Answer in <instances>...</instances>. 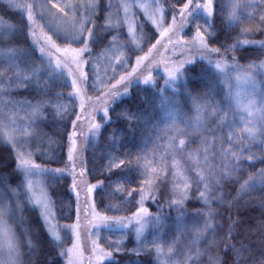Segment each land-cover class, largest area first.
<instances>
[{"label": "snow or ice", "instance_id": "1", "mask_svg": "<svg viewBox=\"0 0 264 264\" xmlns=\"http://www.w3.org/2000/svg\"><path fill=\"white\" fill-rule=\"evenodd\" d=\"M182 6L179 7L178 13L173 12L170 16L167 11L169 7L164 2H158L154 5L155 9L159 13V19L151 18V23L154 26L153 29L145 28L142 39L144 46L147 47V52L143 55H136L135 65L132 68L131 73H125L121 75L119 80H116V84H111L110 78L107 87V92L97 89L94 83V78L85 69L91 63L95 66V62L91 59L94 55V49L105 45L108 41L109 35H111L110 29L120 25L117 21L113 24L112 14L109 11L112 8V4L104 5L103 0H88V3L77 5L71 2H65V0H43L41 3H37L36 0H0V49L6 50L0 55H5L9 63L6 67L0 69V76H6L9 73L14 72L15 87L17 89L23 88L26 90L35 91L37 95L41 96V99L36 100L35 104H29V111L31 117H37L44 113L46 108H52V119L63 121L66 117L70 119L71 115H75L76 119L71 121L72 130L68 132V140L70 141V147L68 150V159L70 162L74 160L73 153L76 151V137L78 135L77 129L79 127L78 122L81 120L83 113L86 111L84 88L91 85V89L98 91L93 104L104 106V117L106 120L110 119L109 109L107 108V99L114 94H118L116 85L123 84L129 77L136 74L137 69L144 64L145 61H149L151 54L158 50V46L162 44L164 38L168 39L169 43H173L172 37L175 35L177 26V14L179 15L181 23L186 22L187 18L192 15L193 7L197 10L202 9L204 13L203 23L196 24V31L193 41L189 44H185V47L191 49V45L195 44L197 51L201 58L208 57L209 64L215 68L216 72L220 75L223 83L228 87V99L231 103L235 104L236 112L246 113L245 116H241V120L244 123L243 132L247 134L246 139L249 144L262 143L264 144V90L257 92V84L253 76L241 73L236 66L230 67L224 61V57L220 55L221 52L227 53L234 51L236 45L229 44L227 41L220 43V33L224 31V27L233 22L240 21V11L247 8H253L254 4L251 0H234L229 4H225L224 0H217L214 3L213 0H205L203 4L196 3L193 5V0H187L183 2L180 0ZM172 9L176 8L173 4L170 6ZM84 9V14H81L80 9ZM230 9L225 15V9ZM108 13L105 19V23L100 25L99 19L102 18L104 13ZM15 13L19 16V20L9 22L10 14ZM219 13V16L217 15ZM26 14V15H25ZM7 17V18H6ZM70 17V19H69ZM262 23L261 28L264 29V14L260 17ZM219 20L220 28L217 30V21ZM39 21V23H38ZM91 25V26H89ZM137 25H130V34L135 32ZM39 28V32L37 29ZM157 33L160 38H157ZM114 39V38H113ZM155 40V43L152 41ZM181 40H176L174 47L182 44ZM216 44L217 47H211ZM261 47H264V42L261 43ZM136 51L143 52L144 47L138 48ZM37 52L39 55H37ZM132 55L135 52L129 49ZM213 56H219L216 61L212 60ZM88 57L89 59H86ZM234 59V58H233ZM36 61H39L37 66ZM131 63V56H128L125 60H120L119 63ZM186 65H195L193 59H184L176 67L168 70V78L170 81L177 80L181 75L187 76L189 69ZM255 65L250 68L255 69ZM264 67V65H261ZM194 70V68L192 69ZM203 70V69H202ZM235 70L237 72V83H244L250 86L251 91L246 94V97L242 98V93L237 90L232 92L231 88V76L230 72ZM115 71V69H113ZM151 79L150 76L144 78V82L148 83ZM68 80H71V89L68 99L72 97H79L80 111H73L68 113V109L59 103H53V101H59L63 97L62 91H55L56 89H64L68 87ZM103 83V81H102ZM6 91V88L0 89V92ZM128 89L125 87V93ZM54 93V94H53ZM161 104L167 105L169 98L163 97V91L161 90ZM173 103H175L173 101ZM18 108L23 109L24 104L17 103ZM75 107V105H73ZM211 108V112L218 118L217 128L223 126L228 127V141L233 140L240 141L239 148H231L224 152V158L228 161L223 165L222 175H215L214 172L209 169L210 175H206L203 171H197L196 176L198 180H193L186 172L180 171V162L176 159L173 160V168L176 169L173 172V177L178 179L174 180L171 190L168 189L167 184V171L166 163L161 160L162 166H154L153 161H145L141 163V157L137 156L133 161L130 156L121 157L119 153H115L106 157L107 164L104 165V171L107 172V176L103 179H97V182L90 187L87 191L89 194L95 190L105 191L109 197H115L123 202V197H132L133 193H138L139 200L137 204L139 207L132 213L130 218L120 216H108L100 214L96 211L98 205L93 204V215L96 220L104 224L105 227L115 225L120 228L127 229L129 225L134 221L136 227L137 240L143 245L142 237L145 229L149 224H152L157 231H161V225L164 221L162 216L157 213L152 217L148 212V209L144 207V202L147 199L153 201H163L161 207L167 204L169 208L176 210L180 213L184 202L189 198L188 190L192 187L193 183L197 185H203L201 190L198 187V193L201 201L205 205L206 211L204 213L205 220L203 226L196 229L199 236H203L213 229V217L214 210L211 207V201L213 197L212 181L216 184L221 182L222 178L231 179L233 176L239 177L241 162L244 159H254V154L245 156V152L248 149L243 144V139L237 136L233 131L235 125L230 122V115L235 117V113L231 111V107L226 110H221L218 105H213L211 102L197 103L195 107L194 121L185 124L181 128L183 121L179 119L176 112H169L171 123L169 127L184 135L194 123L197 129L203 128L205 124V118L208 114V109ZM222 113V114H221ZM119 115L127 117L126 112H122ZM46 118V114H45ZM91 121V117H89ZM10 122L15 123V113L10 117ZM36 122L32 120L29 127ZM0 126L3 128V135L0 137V146H6L11 149L15 155V167L14 171L20 176V184L14 189L16 194V206L15 209L23 213L26 204H31L38 213V219L41 224L36 228L35 235L39 237L40 228L44 225L50 224L49 213V198L45 192H41L37 195L34 192V181L32 177L34 175L43 172H48L47 169L41 170V166L32 161L31 153L25 152L20 147V143L12 136L9 131V122L0 121ZM216 129H210L212 140L219 139L223 143V137L215 136ZM39 138H47L50 142L55 137L44 131L43 128L37 127L34 133ZM97 138L103 135L102 125L100 123L91 122L89 126V133ZM208 133H205V152L208 151ZM180 146L185 145V140L179 141ZM170 148L175 151V145L170 143ZM264 155V150H262ZM207 156H205L203 163L207 164ZM194 163H201L198 159L194 160ZM135 167L139 182V187L129 189V182L124 176L118 174L122 173L124 169L131 170V166ZM68 166L65 165L64 169L51 170V180L55 183L56 179L63 175L67 171ZM75 171V168L72 169ZM84 175V171L80 172V176ZM259 184L260 187H264V168L259 172L250 174L247 179L240 184V191L244 192L252 189ZM26 188V191L21 189ZM76 188V180L73 178V189ZM119 194V195H117ZM219 198V197H217ZM103 204V200L100 201ZM13 209L9 205H0V251L5 247L7 249L6 255L0 258V264H22L21 261V244L17 241L15 234L6 222V217L10 215ZM107 210L115 211L116 207L109 205ZM106 210V211H107ZM182 213L178 215V221L182 218ZM21 219L23 217L21 216ZM79 222V213L77 214V223ZM63 235L57 233L51 228L45 229V235L47 236L46 242L53 246V250L59 249L58 255L60 257H67V264H76L74 260V253L80 248V237L77 232V225H67L63 230ZM48 233H51L50 235ZM32 231H28V247L29 252L34 257L30 264H48L47 260L41 259V241L37 238L32 239ZM179 236L175 240L168 243L166 246L163 242L153 241V247L156 252V259L158 264H179L178 261L171 259V254L175 250V244L179 241ZM97 240H93V256L95 257L96 264H103L105 260L110 259L113 256V246L106 245L101 246ZM65 243H69L71 246L65 248ZM264 245V239L261 240ZM232 250L235 260L233 264H264V248H262L261 255L257 258L252 252L250 246L241 244L240 247L234 245L229 246ZM115 251H121L120 248H115ZM136 256L141 255L140 249L132 250ZM189 259L191 257H188ZM89 264H92V260H89ZM130 264H141L139 260L130 262ZM213 264H216L214 261Z\"/></svg>", "mask_w": 264, "mask_h": 264}, {"label": "rangeland", "instance_id": "2", "mask_svg": "<svg viewBox=\"0 0 264 264\" xmlns=\"http://www.w3.org/2000/svg\"><path fill=\"white\" fill-rule=\"evenodd\" d=\"M20 2V0H17ZM39 4L43 0H36ZM65 2L75 3L77 5L86 4L88 0H65ZM104 5L107 6L109 3L112 4V8L109 10L112 14V21L115 25L117 21L120 25L110 29L112 32V38L109 47L103 50L99 55L92 57L91 59L95 62V66L91 63L86 67V71L93 76L94 83L97 89L107 92L109 88L107 87L110 78L111 84H116V80H119L121 75L125 73H131L132 68L135 65L136 55H143L145 52L140 53L136 51L138 48L143 47L142 39V21H146L153 28L151 23V18L159 19V13L155 9L154 5L160 0H103ZM205 0H193V5L196 3L203 4ZM234 2V0H224L225 4ZM254 4L253 8H247L240 11V23L243 21H254L256 24H261V15L264 14V2L262 0H251ZM230 11V9H225V13ZM81 14H84V9H80ZM178 13V10L175 11ZM173 14V13H172ZM171 14V15H172ZM26 15V14H25ZM108 15L106 12L105 17ZM169 15V20L170 16ZM205 16L202 9H195L193 7V13L190 15L186 22L181 23L179 15L177 14V26L175 35L172 37L173 43H169L167 38L162 40V44L158 46V50L151 54L149 61H145L139 69H137L136 74L129 77L128 80L124 81L123 84L116 85V90L118 94H114L112 97L107 99V108L111 107V104L121 97L128 94L130 88L134 85H141L144 87H149L156 89L158 92V97L160 104L159 116L156 119V142L148 145H143V148L137 150L140 152L137 156L141 157V163L145 161H153L154 166H162L160 164L161 160L166 163L167 171V184L169 191L171 190L174 180L178 177H173V172L176 170L173 168V160L176 159L180 162V171L186 172L194 181L198 180L196 176L197 171H203L206 175H210L209 169L215 173V175L221 176L223 171V165L228 161L224 158V152L231 148H239L240 141L233 140L228 141V127L223 126L217 128L218 118L212 114L211 108L208 109V114L205 118V124L203 128L197 129L192 124V127L187 130L184 135L173 131L169 125L171 123V118L169 117V112H176L179 119L183 121L181 128L185 124H189L194 121L195 117V107L197 103L211 102L213 105H218L220 109L226 110L231 107V111L235 113V117L230 115V122L235 125L233 131L237 136L243 139L244 146L248 149L245 152L247 157L250 153L255 155L254 159H244L241 162L239 177L233 176L231 179L222 178L219 184H216L214 180L212 181V192L213 197L211 201V207L214 204H226L231 202L229 205L234 204L237 206H248L256 205L259 207H264V187H260L257 183L255 187L247 191H240V184L243 183L245 179L248 178L250 174L257 173L260 169L264 168V155H262V150H264V144L256 142L249 144L246 136L247 134L243 132L244 123L241 120V116L246 117V113L236 112L235 104L231 103L228 99V87L223 83L220 75L216 72L215 68L212 67L208 62V57L201 58L197 47L195 44L189 47H185V44H189L193 41L196 31V24L203 23ZM70 19V17H69ZM192 26H190L191 22ZM239 22H233L238 24ZM39 23V21H38ZM137 25L135 32L130 34L129 26ZM90 26V25H89ZM39 32V28L37 29ZM188 32L187 38H184V33ZM114 38V39H113ZM157 38L159 34L157 33ZM181 40L183 43L177 46H173L176 40ZM261 41H255L252 39H245L238 42L235 48H241L244 46H261ZM129 49L135 52L132 55ZM6 50L0 49V53ZM37 55L39 53L37 52ZM224 57L225 63L230 67L233 65L240 70L241 73L248 74L254 77L257 84V92L264 90V58L260 61L250 62V63H239L235 60L229 52L220 53ZM128 56H131V63L120 64V60H125ZM193 59L195 62H201L204 64L205 72L213 73L214 81L206 79L205 82L201 83V92L198 93L192 88L188 81V77L181 75L177 80L170 81L168 78V70L176 67L184 59ZM234 58V59H233ZM86 59H89L86 57ZM219 56H213L212 60L216 61ZM7 65L5 55H0V62ZM39 66V61L36 62ZM255 65V69L250 68V66ZM188 66V65H186ZM115 69V71H113ZM237 72L235 70L230 72L231 76V88L232 92L235 93L240 90L242 93V98L246 97V94L251 91L249 85L244 83H237L236 81ZM150 76L151 79L148 83L144 82V78ZM103 81V83H102ZM201 81V80H200ZM68 85L71 89V80H68ZM216 86H219L216 89ZM84 96L86 111L83 113L81 120L78 122L79 127L77 129L78 135L76 137V151L73 153L74 160L72 162L68 159V150L70 147V141L68 143L67 149V171L63 173L71 180L72 184V195L76 203V216L72 224L77 225V232L80 237V248L74 253V260L76 264H89V260H92V264H96L95 257L93 256V240L106 241L109 245L113 246V250L118 248L120 244L124 241L127 232L131 231L135 241L136 249L141 251H152L154 253V264H158L156 259L155 248L153 247V241L163 242L166 246L168 243L172 242L179 236V241L175 244V250L171 254V259L176 260L179 264H192L203 251V242L209 239V234L212 233L211 229L208 233L203 236H199L196 229L203 226L205 220V205L201 201L198 193V187L202 190L203 185H197L193 183L192 187L188 190L189 198L184 202L180 213H182V218L178 221L177 217L180 215L176 210L169 208L167 204L161 207L163 201H153L152 199H147L144 202V207L148 209V212L152 217L159 213L163 218V225L160 226L161 231H157L156 228L149 224L145 229L144 235L141 238L143 245L136 237V227L137 225L133 221L127 229L120 228L115 225H110L105 227L104 224L99 222L94 218L93 215V204L94 198L93 193L89 194L87 189L90 187L91 183L86 179V170L84 166V151L87 147L97 144V137L92 136L89 133V126L91 122L102 124L106 121L104 117V106L93 104L96 96L99 94L98 91L92 90L91 85L84 87ZM125 87L128 92L125 93ZM6 88V91L0 92V121L9 122V133L15 137V139L20 143V147L24 149L25 152L31 153L32 161L35 155L46 156L48 154L47 146L44 144V140L36 136V123L42 120L44 114L31 117L29 111V104L17 99L14 96L17 88L15 87V77L14 72L9 73L6 76H0V89ZM20 89V88H19ZM161 90L163 91V97L169 98V103L167 105L161 104ZM173 101L175 103H173ZM24 104V108H18L17 103ZM72 102L75 104L76 112L80 111L79 108V97H72ZM63 105V103L61 104ZM64 106V105H63ZM65 107V106H64ZM15 113V123L10 122V117ZM222 114V113H221ZM91 117V121L89 120ZM76 119V118H75ZM32 120H35V124L29 127ZM210 129H216L215 136L223 137V143L219 139L213 141L212 133L209 132ZM205 133H208V151L205 152ZM3 135V128L0 126V137ZM181 139L185 140V145L180 146L179 141ZM170 143L175 145V151L170 148ZM45 145L44 147H42ZM147 147V148H146ZM149 147V149H148ZM142 149V150H141ZM205 156H207V164L203 163ZM199 160L201 163L196 164L194 160ZM41 170L47 169L48 172H41L38 175L32 177L34 181V192L39 195L42 191L46 192V186L51 181V170L41 165ZM75 168L73 172L72 169ZM64 169V168H63ZM84 171V175L81 177L80 172ZM131 175L135 178L137 177V172L135 167L131 166ZM76 180V188L73 189V178ZM233 180L238 183V191L232 193L230 189L225 187L224 183ZM138 187V179L135 180ZM17 188V187H16ZM15 188V189H16ZM21 191H26V188L21 189ZM48 196V194H47ZM139 200V195L137 196ZM219 197V198H217ZM49 198V197H48ZM189 201H197L201 207L197 210L190 209L188 207ZM16 194L14 191L7 192L0 188V205H9L13 210L11 211L14 216H18L20 212L15 209L16 206ZM151 207H150V206ZM26 206H33L31 204H26ZM139 205L137 204V208ZM137 210V209H136ZM135 210V211H136ZM97 211V210H96ZM134 211V212H135ZM98 212V211H97ZM133 212V213H134ZM49 213H50V224L45 225V228H51L63 235V229L67 226L60 224L55 215L54 209L51 206L49 199ZM79 213V222L77 223V214ZM99 213V212H98ZM11 215V213H10ZM132 214L124 216L125 218H130ZM8 226L11 225L5 218ZM214 225V220H213ZM13 232V231H12ZM51 233H49L50 235ZM69 243H65L64 247H70ZM6 247L0 251V258L6 255ZM188 257H191L190 259ZM63 258V264H67V257ZM111 259V258H110ZM110 259L105 260L103 264L108 262Z\"/></svg>", "mask_w": 264, "mask_h": 264}, {"label": "trees", "instance_id": "3", "mask_svg": "<svg viewBox=\"0 0 264 264\" xmlns=\"http://www.w3.org/2000/svg\"><path fill=\"white\" fill-rule=\"evenodd\" d=\"M160 1L169 6L167 8L169 15L182 6L180 0ZM183 2H187V0H183ZM213 2L217 3V0H213ZM262 2H264V0H262ZM173 4L176 5L175 9L170 7ZM105 14L106 13H104L102 18L98 21L100 25L105 23V19L103 18ZM217 15L219 16V13H217ZM10 16L9 22L19 20V16L15 13L10 14ZM192 23L193 21L190 26H192ZM145 28L154 30L149 23L143 20L142 33ZM219 28L220 24L218 20V31ZM187 34L188 32L184 33V38L188 37ZM220 36V43L227 41L229 44L234 45L245 39L261 41L264 40V29L261 28V24H256L255 20L249 22L243 21L238 24L231 23L226 25L224 31L220 33ZM111 38L112 32L111 35H109L108 41L105 42V45L94 49L93 57L99 55L103 50L109 47ZM152 43H155V40H153ZM148 46H144L143 41V52L147 51ZM217 46L216 44L211 45V47ZM229 53L235 57L237 62L245 64L262 60L264 58V47L244 46L235 48L234 51H229ZM2 62L4 61L0 62V69L7 66ZM186 68L190 70L187 74V79L192 88L198 93L201 92V83L205 82L206 79H210L212 82L214 81L212 72L204 73L205 67L201 62H195V65H188ZM193 68L194 70H192ZM218 88L219 86H216V89ZM55 91H62L63 97L59 101H53V103H63L65 108L68 109L69 114L76 111V107H73L75 104L72 102V99L70 100L67 98L71 92L69 85L64 89H56ZM157 95L158 92H156V89L134 85L130 88L126 96L119 98L111 104L109 108L110 119L101 124L103 135L97 139V144L87 147L84 151L85 174L89 183L95 184L97 179H103L108 175L107 172L104 171V165L107 164L108 161L106 157L109 155L119 153L121 157L130 156L131 159L135 161L137 155L140 153L137 152V150L143 148V145L152 144L154 141L156 142V140H158L156 136V119L160 115V108L158 105L160 101L159 95ZM14 96L25 103L30 101L31 104H35L36 100L42 98L37 95L35 91L23 88L17 89ZM52 112V108H46L44 110L46 118L43 117L42 120H39L36 123V128H43L44 131L52 134L55 139L50 142L47 138H43L44 144L47 146L48 154L44 157L35 155L34 160L49 169H63L65 165H67L68 132L72 130L71 121L75 120L76 117L75 115H71L69 119L66 115L63 121L59 119L53 120ZM122 112H126L128 114L127 117L119 115ZM14 167V153H12L10 148L0 146V188L3 191L13 192L20 184V176L14 171ZM118 174L124 176L129 182V189L138 188L135 181L136 178L131 175V170L126 168L122 173ZM224 185L230 189L232 193L238 191V183L236 181L230 180L224 183ZM71 189V180L64 175L58 177L55 183L51 180L46 186V192L50 199L51 206L60 224H72L75 220L76 203ZM137 196L138 193H133L132 197H127L125 194L123 202H121V200L115 197H109L105 191L99 189L95 190L93 194L94 203L98 205L96 210L100 214L106 213L108 216L120 217L132 214L137 209ZM101 200H103V204H100ZM230 203L231 202L213 205L214 227L212 233L209 234V239L203 242V251L192 264H213L214 261L216 264H233L235 256L229 247L230 245H234L237 248L240 247L241 244L250 246L257 258L261 255L262 248H264V245L261 243V240L264 239V207L256 205H229ZM187 204L190 209L194 210L201 207L197 201H189ZM109 205L115 206L116 210H107ZM21 216L23 219H21ZM7 221L11 225L17 241L21 244L22 264H30L31 260L34 258L29 252L28 247L29 230L33 233V240L38 238L41 241V259L47 260L48 264H63V258L58 255L59 249L53 250V246L46 242L45 225L40 228L39 237L35 235L36 228L41 224V221L38 219V213L34 208L25 206L24 212H20L17 217L11 212V215L7 216ZM100 244L101 246L109 245L106 241H100ZM135 246V238L132 232L129 231L126 233L124 241L118 247L121 251L117 252L112 249L113 256L105 264H130V262H135L137 260H139L141 264H154V253L152 251L140 250L141 255L136 256L132 251L136 249Z\"/></svg>", "mask_w": 264, "mask_h": 264}]
</instances>
